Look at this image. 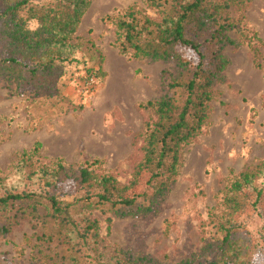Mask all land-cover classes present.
I'll return each instance as SVG.
<instances>
[{"label":"trees","instance_id":"1","mask_svg":"<svg viewBox=\"0 0 264 264\" xmlns=\"http://www.w3.org/2000/svg\"><path fill=\"white\" fill-rule=\"evenodd\" d=\"M252 2L140 0L141 8L133 4L105 16L120 54L173 65L161 73L163 95L138 105L147 118L137 135L142 145L131 159V179L120 183L100 159L75 167L45 161L35 144L0 171V238L33 224L30 264H173L108 246L102 223L109 232L114 218L159 212L177 183L185 150L211 125L229 66L227 48L248 47L254 66L262 68L263 42L246 23ZM90 6L91 0H0V84L27 104L32 120L45 122L71 105L65 77L72 69L84 73L83 87L91 77L99 83L101 72L78 57L90 42L77 35ZM144 178V190L135 191ZM206 217L200 250L175 264H253L264 249V158L227 184L219 207Z\"/></svg>","mask_w":264,"mask_h":264},{"label":"rangeland","instance_id":"2","mask_svg":"<svg viewBox=\"0 0 264 264\" xmlns=\"http://www.w3.org/2000/svg\"><path fill=\"white\" fill-rule=\"evenodd\" d=\"M133 4L142 7L140 0H91L77 33L90 42L78 57L81 64L102 75L90 93L83 91L84 73L72 69L65 77L74 109L62 106L45 122L32 120L27 104L0 84V171L6 172L18 153L38 144L45 161L62 159L75 167L100 159L103 169L120 183L131 179V159L142 145L137 135L147 118L138 105L163 95L161 73L173 68L119 53L114 27L102 19L119 15ZM245 16L264 45V0H253ZM261 51L263 66L257 68L248 47L225 50L229 66L212 104L211 125L185 150L176 185L156 215L114 218L109 232L102 223L101 234L108 246L160 261L166 257L173 264L198 253L208 210L219 207L229 182L264 158V47ZM108 54L110 70L104 73ZM144 182L145 178L135 191L144 190ZM32 225L23 223L0 238V264H30V255L36 251ZM251 228L255 232L256 223ZM260 249L253 264H264V249Z\"/></svg>","mask_w":264,"mask_h":264},{"label":"built area","instance_id":"3","mask_svg":"<svg viewBox=\"0 0 264 264\" xmlns=\"http://www.w3.org/2000/svg\"><path fill=\"white\" fill-rule=\"evenodd\" d=\"M96 85V81L93 77H91L85 84L83 87V91L85 93H89L90 91L94 90V86Z\"/></svg>","mask_w":264,"mask_h":264},{"label":"crops","instance_id":"4","mask_svg":"<svg viewBox=\"0 0 264 264\" xmlns=\"http://www.w3.org/2000/svg\"><path fill=\"white\" fill-rule=\"evenodd\" d=\"M109 61H111L110 59V55L108 54L106 57H105V68L103 69L104 73H107L109 70H110V64H109ZM109 64V65H108Z\"/></svg>","mask_w":264,"mask_h":264}]
</instances>
